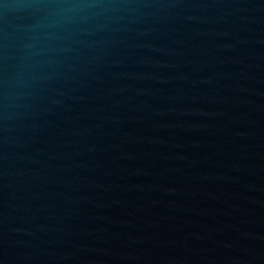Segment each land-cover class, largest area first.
<instances>
[{
    "label": "water",
    "instance_id": "1",
    "mask_svg": "<svg viewBox=\"0 0 264 264\" xmlns=\"http://www.w3.org/2000/svg\"><path fill=\"white\" fill-rule=\"evenodd\" d=\"M0 264H264V0H0Z\"/></svg>",
    "mask_w": 264,
    "mask_h": 264
}]
</instances>
